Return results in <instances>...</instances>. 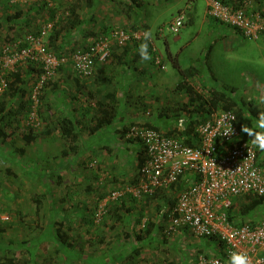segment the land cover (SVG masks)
<instances>
[{
	"label": "rangeland",
	"instance_id": "rangeland-1",
	"mask_svg": "<svg viewBox=\"0 0 264 264\" xmlns=\"http://www.w3.org/2000/svg\"><path fill=\"white\" fill-rule=\"evenodd\" d=\"M261 1L264 0H242V5L258 9ZM74 4H67V0H0V48L6 43L22 41L28 34L50 23L51 30L44 39L43 51L38 57L53 52L66 58V62L43 82L41 64L24 59L0 67V104L5 108V120L4 123L0 121V128L5 127L4 131L12 134L11 140L0 139V264H84L80 263L79 258L68 257L70 262L66 261L65 252L75 245V242H70L69 236L74 235L73 231L78 230L79 224L75 221L70 226L59 224L62 212L69 211L60 208L61 202H76L85 196L84 199L92 206L83 210L84 216L92 219L99 204L105 203L104 215L99 221L93 219L92 224H109L113 218L111 206L130 197L111 200L108 196L124 185L135 184L138 177L135 152L125 146L134 143V140L125 136V143L118 146L113 145L114 141L104 147L97 143L90 146L86 143V136L81 135L84 127L94 123V113L88 108L91 101L83 89L85 79L77 78L74 74L71 57L89 45L95 34L87 36L74 30L76 26L70 25V5ZM190 4V0H159L153 8L144 5L138 10L139 15L143 16L146 11L152 18L149 23V31L153 33L151 41L164 60L161 63L165 65L164 69H160L158 64L154 65V71L158 74L153 73L152 80H149L146 88L150 91L149 96L138 101V116L149 119L143 122L155 126L153 120L163 106L160 103H165L164 96L158 92V88H161L157 81L159 76H169L165 84L167 88L170 87L167 91L174 89L176 94H180L181 106L174 108L176 112L173 114L169 112L170 116L179 118L188 115V112H182L184 108L196 106L200 97L206 98L212 87L225 89L233 98L240 95L244 100H251L264 112V105L257 101L260 95H264V39L250 40L240 35V45L226 51V42L219 39L215 23H211V26L202 23L204 1L196 0L195 7ZM179 14L183 16V25L178 33H171L168 25ZM9 16L14 18L7 20ZM160 28H163L162 33ZM140 31L146 30L139 28L132 32ZM131 41L129 44L143 42V38ZM211 47V56L206 60L204 52ZM168 51L178 53L179 64L183 67L187 62H194L199 64L198 68L189 75L181 72L184 76L181 79V73L167 56ZM207 61L212 65L211 76L208 75ZM188 68L185 65L184 69ZM175 79L188 84L196 94L189 97L177 85L171 88L169 85ZM232 86L235 87L233 91L230 90ZM35 88L36 103L32 99ZM187 103L189 106L186 107ZM82 104L88 109L86 113L81 111ZM33 110L39 123L31 126L28 116ZM207 110L219 109L209 104ZM85 114L87 120L84 119ZM62 118L70 121L79 133L75 143L62 133ZM245 120L246 126L254 127L257 119L252 120L247 116ZM131 122L142 123L139 120ZM26 134L31 135L30 142L23 138ZM108 148L111 151L105 153ZM91 176H96L94 181L88 178ZM59 230L69 232L65 242L58 237ZM194 239L198 238L187 236L171 241L170 245H164L161 240H143L139 243L144 250H170L182 259L180 254H186L189 246L198 245L199 242Z\"/></svg>",
	"mask_w": 264,
	"mask_h": 264
},
{
	"label": "built area",
	"instance_id": "built-area-1",
	"mask_svg": "<svg viewBox=\"0 0 264 264\" xmlns=\"http://www.w3.org/2000/svg\"><path fill=\"white\" fill-rule=\"evenodd\" d=\"M206 13L236 29L243 38L256 40L264 36V1L259 9H254L242 4L234 6L222 0H208ZM182 25L183 16L179 14L167 29L178 33ZM51 27L50 23L45 24L22 41L4 44L0 48V67L24 59L41 64L43 82L66 62L64 56H56L53 52L38 57ZM159 31L162 33L163 28ZM143 37L144 31L132 32L122 27L97 33L89 45L72 55L74 74L80 79L91 78L96 67L110 58L114 46H125L131 40ZM148 42L153 60L160 69H164L156 48L150 40ZM37 88L32 95L35 103ZM28 122L31 126L39 123L35 110L30 112ZM235 123L233 111H211L197 123L194 129L197 140L191 145L179 134L188 126L186 117H180L175 128L169 131L149 127L144 122L133 123L128 127L126 137L142 144L144 160L138 168L136 183L124 185L122 189L111 192L108 198L151 197L190 173L194 181L178 192L165 232L171 234L184 229L196 238L213 237L223 244L222 256L199 254L195 264H227L229 251L246 252L251 264H264V221L246 220L235 224L227 214L233 198L250 193L264 195V169L259 165L250 140L242 135ZM226 131L230 133L225 134ZM105 205L99 204L94 220L99 221L104 215Z\"/></svg>",
	"mask_w": 264,
	"mask_h": 264
},
{
	"label": "crops",
	"instance_id": "crops-1",
	"mask_svg": "<svg viewBox=\"0 0 264 264\" xmlns=\"http://www.w3.org/2000/svg\"><path fill=\"white\" fill-rule=\"evenodd\" d=\"M190 1L195 7L196 0ZM203 1L204 9L202 23L210 24V26L211 23H215L214 26L218 29L216 32L219 39L226 42V51H230L233 47L239 46V32L207 16L206 8L208 0ZM226 1L237 2L238 0ZM68 3H76L73 6L70 5L72 9L74 8V15H76V20L79 22L74 30L88 36L89 34L96 35L100 32H106L112 27H122L131 31H138L139 28H142L149 31V23L152 22V18L146 11H144L143 16L139 15L138 10L144 5H147L148 8H153L159 3V0H67V4ZM247 7L251 8L249 5H247ZM261 38L264 39V36H261ZM141 42L129 44L124 48L114 46L111 57L105 63L96 67L97 70H95L94 76L91 77L92 79H85L83 89L86 96H88L91 101L89 104L93 105L92 107L88 105L89 110L95 113L97 110L96 103H101L104 108L110 110V108L114 107L115 112H117L116 117L111 123L103 125L95 131L89 129V126H87V128L84 127L81 135L86 136L85 139L88 145L93 146L97 143L104 147V145H110V142L113 141L114 146L124 144V141H126V131L124 132L122 128L126 125L125 121H128V123L129 121L131 123V121L135 120L142 122L143 120L146 122L149 121V119L138 116L139 113L137 110L140 108L138 106V101H142L144 97L147 98L149 96L150 91L146 89L148 88L149 80H152L153 73L154 75L158 73L154 71L156 65L155 61L153 62V54L150 50L149 42V52L152 59L150 61H142L140 59L137 48ZM211 50L212 47L205 50L204 56L206 60L210 58ZM167 56L176 66L179 73L184 72V74L189 75L193 73V70L198 68L199 64L187 62L184 64V67L187 65L189 68L185 70L183 65L181 63L179 64L178 53H171L168 51ZM161 60L162 62L164 61L163 58ZM207 67L209 72L208 75L211 76L212 65L208 63ZM181 76V79H183L184 76L182 73ZM166 77L168 78L169 76H163L162 78L159 76L157 78L160 84L159 86L161 87L158 88V92L164 96L165 103L162 104L163 101L160 103V105L163 106L160 107L158 110L159 112L156 113L155 121L153 120L154 125L163 131H169L175 128L177 120L180 117H185V115H181L177 118L176 116H170L168 114L169 112L172 114L176 112L174 108L181 106V104H179L181 103V99H179L180 94H176L174 89L167 91L170 87L167 88V85H165L167 82ZM257 79L260 78L258 77ZM162 80L163 83L161 82ZM178 82L179 79L172 80L169 86L174 88ZM144 88L146 90L143 91ZM233 88L235 87L232 86V89ZM163 92H165V94ZM176 96L178 98L174 99L173 97ZM238 98H240V95L238 97L236 96L235 99ZM172 103L174 105L173 108V105L170 106ZM186 105L189 106L188 103L185 104V106ZM192 108H195V106H192ZM187 109L188 108H184L185 111L182 112L188 111ZM87 110L83 106L81 111L86 113ZM136 111L137 115L135 114ZM128 117H130L129 120H127ZM194 117L198 116L195 115ZM84 119L87 120V115ZM198 119H201V116ZM256 119L257 118L252 120ZM8 128L11 131L13 130L10 127ZM2 130H6V128L4 127ZM4 133V138H0L1 141L2 139L4 141H6L5 139H12L11 133L7 131H4ZM242 135L250 139L246 133L242 132ZM128 145L125 146L134 150L137 158V153L143 149L141 143L135 141ZM106 150L105 153L111 151L110 148ZM107 156L110 157L109 155ZM262 161H264V153H260L259 157V165L263 168ZM88 178L94 181L96 176ZM193 181V175L188 173L182 175L172 185L158 191V194L155 196H143L142 200L130 197L134 200L129 201L128 199L130 198H125V202H116L111 206L113 213L112 222L103 225L95 226L92 224L93 219L91 217L88 218L84 216L83 210H87L92 206L88 200L84 199L85 196L76 202L63 200L60 208L69 211L62 212L61 222L59 224L70 226L74 224V221L76 224H79L78 230L73 231L74 235L69 236L71 239L70 242L72 244L75 242V245H73L75 249L70 247V250L65 252V256H67L66 261L69 263L70 259L68 257H70L79 258L81 261L80 263L84 264H125L124 261L126 259L127 264H195L198 257L196 254L199 252L206 256H222L224 253V246L219 240L213 237L194 239L195 242H199L198 245L189 246V250L186 254H180L182 255V259L181 256H177L175 252L171 253L170 250L166 251L160 249L148 251L140 246L139 242L143 240H161L164 245H170L173 240H178L179 238L183 239L187 236L194 237L188 230L184 229H178L171 234L165 232L169 223V212L175 205L178 192ZM248 196L243 195L233 198L231 206L227 209L229 219L235 224H240V222L246 220L253 222L264 221V202L257 205L255 209L252 208L248 211L246 209ZM74 209H76L75 212L73 211ZM146 229L148 233L145 235ZM67 232L68 231H61L60 235L62 236V240L67 238ZM136 235H142V238L139 240ZM131 241H134L135 244ZM128 246H130V248L127 249Z\"/></svg>",
	"mask_w": 264,
	"mask_h": 264
},
{
	"label": "trees",
	"instance_id": "trees-1",
	"mask_svg": "<svg viewBox=\"0 0 264 264\" xmlns=\"http://www.w3.org/2000/svg\"><path fill=\"white\" fill-rule=\"evenodd\" d=\"M222 1L225 2L226 0H222ZM262 2L263 1H261V3H260V7L262 5ZM226 3L233 4L234 6H237L239 4L240 5L242 4V0H239V2L226 1ZM260 7H258V9ZM71 13L72 14H70V17L68 19L69 23L72 27L77 26V24L79 22L76 20L77 19L76 15H74V13H75L74 8L72 9ZM16 16H17V14H16ZM16 16L14 15V17H16ZM71 16H72V19H71ZM12 17L13 16H9L6 19L11 20L14 18V17L13 18ZM53 40H54V38L52 37L51 41H53ZM129 43H127V44H129ZM127 44H125V46ZM125 46H118V47L124 48ZM150 50H151V47H150ZM110 57H111V55H110ZM177 87L183 89L184 92L189 97H192L193 95L196 94L194 92V90L188 84L185 85V83H183L182 80L177 83ZM230 90L233 91L234 89L231 88ZM96 104H97V110L95 111L94 115L92 116V120L94 121V123L88 125L89 129H91L92 131L99 129L103 125H107V124L111 123L117 115V112H115L114 107L110 108V110H109V109L104 108V106H102L101 103H96ZM209 104L212 105L214 108L219 109V110H231V111H233L235 116H236V123L235 124H236L237 128L239 129V131H241V126L245 125L244 123L246 122L245 119L247 116L251 119H255V118H258V115L260 112H263L251 100H244L241 97L238 99H235L232 96H230L229 94H227L225 89L221 90V89H217L215 87L209 88L207 97L206 98L200 97V102H198V104H196L195 108H189V109H187L188 111H186V112H188V115H185V117L187 118L188 126H187V128L184 129V132L179 133L181 136H183V139L186 143L191 145L194 143V141L197 140V135H196L194 129L196 128L197 123L201 122L203 120V118L205 117V115H207L209 113V112H207L208 111L207 108H208ZM4 112H5V108L3 107V104H0V121L1 122H3L5 120V113ZM195 115L198 117H194ZM200 116H201V119H198ZM133 123L131 122L129 124L124 125L122 130L124 132L127 131L128 127L130 125H132ZM145 124L149 127L157 128L156 126H153L150 123H145ZM61 125H62L61 126L62 133L66 134V136L70 137L72 139L73 143H75L76 140L78 139V134H77V130L73 126V124L70 123V121H68L66 118H62ZM3 132H4V130H2L0 128V136H2V138H4V135H5V133H3ZM23 138H25L26 142L31 141V135H29V134L24 135ZM256 153H257V158H258V162H259V157H260L261 152L256 150ZM143 160H144V149H142L139 153H137V161H138L137 167L138 168L141 166ZM157 194L158 193H156L155 195H157ZM155 195H153V196H155ZM247 196H248L247 197L248 203H247L246 209L248 211L252 208L255 209L257 207V205H260L264 202V195L256 196V195L250 193V194H247ZM93 219H94V214H93ZM147 233H148V230L146 229L145 235ZM60 234H61V230L58 231L57 235L61 241L65 242L64 240L61 239L62 236ZM136 236H137V239H139V240L142 238V235H136ZM161 264H165V263H161Z\"/></svg>",
	"mask_w": 264,
	"mask_h": 264
},
{
	"label": "clouds",
	"instance_id": "clouds-1",
	"mask_svg": "<svg viewBox=\"0 0 264 264\" xmlns=\"http://www.w3.org/2000/svg\"><path fill=\"white\" fill-rule=\"evenodd\" d=\"M177 23H179V21H177ZM152 38H153V33L151 31H145L143 42H141L138 45L137 52L142 61H150L152 59V56L149 52V44H148V41L151 40ZM257 101L259 104L264 105V95H260L257 98ZM241 131L248 135V137L250 138V143L255 150L264 153V112L259 113L254 127H248L246 125H242ZM228 133H230V131H226L225 134ZM227 264H251V261H250V257L246 252L229 251L227 256Z\"/></svg>",
	"mask_w": 264,
	"mask_h": 264
}]
</instances>
